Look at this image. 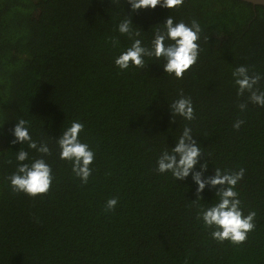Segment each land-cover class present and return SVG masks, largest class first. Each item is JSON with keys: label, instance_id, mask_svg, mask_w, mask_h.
I'll return each mask as SVG.
<instances>
[{"label": "trees", "instance_id": "trees-1", "mask_svg": "<svg viewBox=\"0 0 264 264\" xmlns=\"http://www.w3.org/2000/svg\"><path fill=\"white\" fill-rule=\"evenodd\" d=\"M169 15L201 28L183 78L164 73L163 58L119 69L115 58L132 40L118 24L130 16L151 47ZM240 66L260 77L243 94L233 78ZM253 91L264 92L262 5L183 0L133 12L127 0H0V264H264V106ZM181 96L192 101L190 121L170 112ZM20 119L48 154L12 143ZM73 121L94 152L86 183L60 158L57 138ZM185 127L201 148L196 171L205 162V177L244 169L234 190L243 214L256 216L243 243L213 239L200 218L218 202L216 188L198 195L191 175L157 171ZM18 150L29 154L24 163L51 166L46 193L13 190Z\"/></svg>", "mask_w": 264, "mask_h": 264}, {"label": "clouds", "instance_id": "clouds-1", "mask_svg": "<svg viewBox=\"0 0 264 264\" xmlns=\"http://www.w3.org/2000/svg\"><path fill=\"white\" fill-rule=\"evenodd\" d=\"M133 12L140 9H155L157 6L166 9H174L183 3V0H127ZM133 22L129 17L122 20L117 27L121 35H127L132 40V44L122 51L115 58V64L121 70L134 67H143L145 57H152L156 60L163 58V71L175 78H183L185 72L189 70L197 61L199 55V33L201 28L198 22L191 23L183 21L176 22L169 15L163 23V29L157 30L151 41V47L144 46L139 30L132 28ZM235 84L238 86V94H243L245 90L251 91L260 79L259 76H250L248 69L240 66L233 71ZM251 102L264 106V92H252ZM241 109L245 105H240ZM172 116L179 115L186 120H192L194 109L190 98L181 96L170 105ZM234 127L239 128L240 123ZM84 125L79 121H73L69 127L63 130L57 138L60 148V158L73 162V172L80 177L83 182H87L91 175L89 165L94 160V152L89 145L82 143L79 134ZM13 136L12 143L20 145L27 142L28 146L43 154L49 153L47 144L41 143L39 146L32 140L28 121L20 119L15 122L11 130ZM201 148L192 135L191 128L185 127L178 141L171 151L164 150L157 159V171L159 173L171 172L172 177L177 180H185L190 175L197 185V194L202 193L206 187L216 188L215 196L218 202L203 209L200 213L206 227H214L213 239L218 241L228 240L233 244L243 243L247 234L255 227L253 223L255 212L244 215L240 208L241 201L238 193L234 190L236 184L243 178L244 169L239 172H222L220 169L214 171V175L205 177L207 163L200 164V170L196 171V165L200 163ZM28 152L18 150L16 154L17 169L9 177L10 184L14 191L23 192L30 196L46 193L52 182L51 166L43 159H35L31 164L24 163L28 159ZM217 186H220L217 188ZM118 204L116 198L107 200L106 209L112 210Z\"/></svg>", "mask_w": 264, "mask_h": 264}, {"label": "water", "instance_id": "water-1", "mask_svg": "<svg viewBox=\"0 0 264 264\" xmlns=\"http://www.w3.org/2000/svg\"><path fill=\"white\" fill-rule=\"evenodd\" d=\"M242 1L249 2L254 6H257V5L264 6V0H242Z\"/></svg>", "mask_w": 264, "mask_h": 264}]
</instances>
